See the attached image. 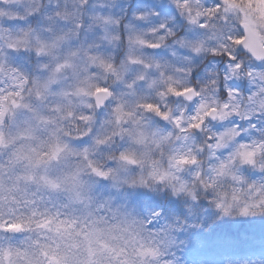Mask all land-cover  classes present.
Instances as JSON below:
<instances>
[{"label":"clouds","instance_id":"1","mask_svg":"<svg viewBox=\"0 0 264 264\" xmlns=\"http://www.w3.org/2000/svg\"><path fill=\"white\" fill-rule=\"evenodd\" d=\"M0 264H264V0H0Z\"/></svg>","mask_w":264,"mask_h":264},{"label":"trees","instance_id":"2","mask_svg":"<svg viewBox=\"0 0 264 264\" xmlns=\"http://www.w3.org/2000/svg\"><path fill=\"white\" fill-rule=\"evenodd\" d=\"M244 226V228L246 227L245 223H240ZM238 224H232V223H227L224 225H220L218 226V228L215 230V233L217 235H223V236H238L241 232L245 231L246 228L244 230H240L237 227ZM248 231V230H247ZM215 246L212 247H205V248H200L201 250L205 251L204 253H207V251L209 250H213Z\"/></svg>","mask_w":264,"mask_h":264},{"label":"rangeland","instance_id":"3","mask_svg":"<svg viewBox=\"0 0 264 264\" xmlns=\"http://www.w3.org/2000/svg\"><path fill=\"white\" fill-rule=\"evenodd\" d=\"M237 227H238L240 230H244V229L246 228L245 231H247V230L249 231V230H251V229L257 228L258 225L246 224V227L244 228V226H243L242 224H238ZM245 231H243V232H245ZM218 251H219V249H218L217 247H214L213 250H209V251H207V252H208V254H207V253H204L205 251L201 250L199 247H194V248L192 249V255H193V256H197V255H212V254L217 253Z\"/></svg>","mask_w":264,"mask_h":264},{"label":"snow or ice","instance_id":"4","mask_svg":"<svg viewBox=\"0 0 264 264\" xmlns=\"http://www.w3.org/2000/svg\"><path fill=\"white\" fill-rule=\"evenodd\" d=\"M101 175H104V173H100Z\"/></svg>","mask_w":264,"mask_h":264}]
</instances>
